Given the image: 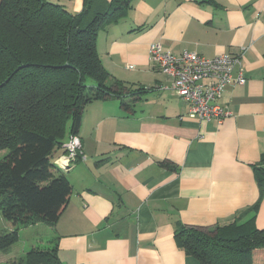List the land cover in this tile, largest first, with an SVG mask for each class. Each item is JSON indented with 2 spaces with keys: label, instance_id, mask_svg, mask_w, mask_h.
<instances>
[{
  "label": "crops",
  "instance_id": "1",
  "mask_svg": "<svg viewBox=\"0 0 264 264\" xmlns=\"http://www.w3.org/2000/svg\"><path fill=\"white\" fill-rule=\"evenodd\" d=\"M48 1L72 14L84 6ZM155 43L206 59L245 49L233 71L242 69L245 83L230 84L220 100L232 115L219 124L188 117L148 61ZM96 50L112 78L146 92L124 97L129 113L114 99L86 106L76 135L83 157L63 173L72 186L65 210L53 227L18 234L49 232L63 264H199L178 247V225L252 218L264 229V186L260 195L252 167L264 153V0H133L125 18L98 34ZM17 246L0 253V264L27 249Z\"/></svg>",
  "mask_w": 264,
  "mask_h": 264
},
{
  "label": "trees",
  "instance_id": "2",
  "mask_svg": "<svg viewBox=\"0 0 264 264\" xmlns=\"http://www.w3.org/2000/svg\"><path fill=\"white\" fill-rule=\"evenodd\" d=\"M132 2L84 0L72 14L48 0H0V219L7 231L0 253L18 242L20 228L53 227L65 210L72 186L55 161L65 154L66 139L78 134L86 106L114 99L129 113L124 97H139L142 90L107 73L96 50L98 34L125 18ZM252 167L261 195L264 153ZM238 222L178 225L175 239L199 264H264V229L252 218ZM4 264L63 263L53 238Z\"/></svg>",
  "mask_w": 264,
  "mask_h": 264
},
{
  "label": "built area",
  "instance_id": "3",
  "mask_svg": "<svg viewBox=\"0 0 264 264\" xmlns=\"http://www.w3.org/2000/svg\"><path fill=\"white\" fill-rule=\"evenodd\" d=\"M244 52L245 49H241L236 54H222L213 59L189 51L176 56L155 43L148 49V61L167 78L168 84L163 89L172 91L187 105L188 117L219 124L232 115L227 105L220 103L225 88L245 83L242 69L233 75L234 69L241 65ZM64 148L65 154L55 164L61 172L67 173L83 157L80 139L76 135L69 136Z\"/></svg>",
  "mask_w": 264,
  "mask_h": 264
},
{
  "label": "rangeland",
  "instance_id": "4",
  "mask_svg": "<svg viewBox=\"0 0 264 264\" xmlns=\"http://www.w3.org/2000/svg\"><path fill=\"white\" fill-rule=\"evenodd\" d=\"M5 223L2 219H0V234H5L7 233V231H4V225ZM19 239L17 242V247L20 248L22 246H26L27 249H25V251H29L31 250L30 246L33 242H35L36 239H40L39 243H34V246H39L41 244V242H45L47 240H52L54 237H50L49 232H47V234L44 232L43 229L40 228H31L30 230H28L27 232H19L18 234Z\"/></svg>",
  "mask_w": 264,
  "mask_h": 264
}]
</instances>
